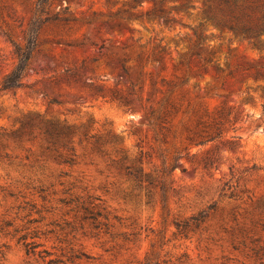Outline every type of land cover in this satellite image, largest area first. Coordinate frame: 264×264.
Returning a JSON list of instances; mask_svg holds the SVG:
<instances>
[{
    "label": "rangeland",
    "instance_id": "obj_1",
    "mask_svg": "<svg viewBox=\"0 0 264 264\" xmlns=\"http://www.w3.org/2000/svg\"><path fill=\"white\" fill-rule=\"evenodd\" d=\"M136 1L51 0L68 21L0 94V264H44L21 236L66 264H264V37ZM35 3L0 0V81Z\"/></svg>",
    "mask_w": 264,
    "mask_h": 264
},
{
    "label": "trees",
    "instance_id": "obj_2",
    "mask_svg": "<svg viewBox=\"0 0 264 264\" xmlns=\"http://www.w3.org/2000/svg\"><path fill=\"white\" fill-rule=\"evenodd\" d=\"M51 0H36L33 16L30 19L27 29L24 35V45L20 46L13 43L15 54L17 58V64L8 74H6L0 81V94L4 92H16L19 89L26 87L22 83V77L25 69L28 66L29 60L31 59V53L36 46V37L41 28L45 23L50 22H67L65 18H60V14H65L67 6L61 7L59 12L49 13ZM135 3L131 8L140 6V3L136 0H132ZM195 8L191 4H183L179 7H172L168 10L163 9L160 5L156 8L153 3L151 11L145 12V16H154L159 19H163L165 23H168V15L171 10L184 11L185 9ZM200 11V22L198 27H201L206 31V24L209 23L213 28L218 30V33L226 31L229 36L237 39H244L247 41L256 42L258 39L264 37V0H205L203 5L198 9ZM128 12V11H126ZM143 14H130L128 18H141ZM194 35L197 39V46L205 41L206 37H214L213 32H209L207 35L202 36L201 34ZM124 70V69H123ZM125 72V71H124ZM52 102V101H50ZM50 136L52 133H48ZM215 138V137H214ZM211 139H207L204 142H208ZM126 172L129 176H132L136 181H140L139 172L133 175L129 168H126ZM88 218H93L90 209H85ZM178 227V225H177ZM19 241L23 242L26 255L37 257L44 264H66L60 259L51 258V254L46 250H37L40 246L39 243L27 242L24 236L19 237ZM85 255L83 253H72L68 258L69 262L76 260H82Z\"/></svg>",
    "mask_w": 264,
    "mask_h": 264
}]
</instances>
